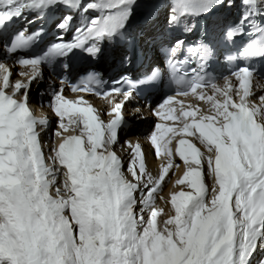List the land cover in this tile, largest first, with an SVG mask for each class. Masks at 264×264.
Masks as SVG:
<instances>
[{
	"label": "snow or ice",
	"instance_id": "1",
	"mask_svg": "<svg viewBox=\"0 0 264 264\" xmlns=\"http://www.w3.org/2000/svg\"><path fill=\"white\" fill-rule=\"evenodd\" d=\"M0 53L24 68L14 79L0 62V264H264V76L251 66L264 59V0H0ZM221 58L233 67L218 83ZM45 66L59 83L49 154L48 121L29 107ZM159 89L172 94L153 114L179 123L155 124L166 164L154 178L121 131L126 105ZM190 94L209 107L186 110L176 98ZM177 156L186 170L165 212L155 198Z\"/></svg>",
	"mask_w": 264,
	"mask_h": 264
},
{
	"label": "bare ground",
	"instance_id": "2",
	"mask_svg": "<svg viewBox=\"0 0 264 264\" xmlns=\"http://www.w3.org/2000/svg\"><path fill=\"white\" fill-rule=\"evenodd\" d=\"M13 72H14V78L18 75H15V73H18L17 71H15L14 68H12ZM24 71V69H20V72ZM46 75V71H44V79ZM16 78V79H17ZM35 84H39L38 87L36 89H33ZM47 97L48 96V89H47V84L45 81H40L39 83L34 82L33 86H32V90L30 93V98H29V105L30 104H37L39 103L40 100H42V97ZM71 96V95H70ZM99 111L103 112V110L106 107V103L101 104L98 101H93V100H89ZM199 108L202 110H205L209 107V105L207 104H198ZM145 114V112H144ZM103 118L105 120L108 119L107 116H103ZM56 120L57 118L55 117L50 123L49 125L53 126V121ZM136 126L141 127L143 126L141 123L140 124H136ZM135 126V127H136ZM51 128H48L44 133L41 134V139H42V144H43V148L45 150V153H47L48 151H50V147L55 145L56 143L59 142L60 137H54L52 138V143L49 145V150L47 151V146H45L44 144V140H46L48 138V132ZM137 128V127H136ZM154 129V128H153ZM60 131V130H59ZM147 131H151L150 129ZM139 133V132H135V128H130L127 133L124 136V139L121 141V144H123L124 141H129L131 142L133 145H135L136 143H139L135 137V135ZM71 134V133H70ZM140 144V143H139ZM141 145V144H140ZM199 147V145H197ZM114 150L117 152V154L119 156H121V158L126 162L129 158V152L130 149L127 146L121 147L119 145L116 146V148H114ZM203 151V149H201ZM146 157V156H145ZM146 161L148 164V170L149 172H151L154 175V178H158L160 171L162 170L163 166L166 164V161L164 159H161L159 162H154L151 158L147 159L146 157ZM175 162L177 164L180 165V168H173L170 169L168 175L165 177L164 181L161 184V190L159 192V194L156 196L155 198V206L158 208H163L165 210V212H168L170 210V204L166 202L165 199H162V197H170V191L172 190V185L174 184V181L180 177H182L183 175V171L185 170L181 164V162H179L178 158H175ZM204 180L205 183L209 186V188H211V184H212V178L210 176L207 175V166L206 164L204 165ZM163 219H166L167 217L164 216L162 217Z\"/></svg>",
	"mask_w": 264,
	"mask_h": 264
},
{
	"label": "rangeland",
	"instance_id": "3",
	"mask_svg": "<svg viewBox=\"0 0 264 264\" xmlns=\"http://www.w3.org/2000/svg\"><path fill=\"white\" fill-rule=\"evenodd\" d=\"M54 128H55V126L52 128V130H51V134H50V137H51V135H53V132H54ZM49 137V138H50Z\"/></svg>",
	"mask_w": 264,
	"mask_h": 264
}]
</instances>
